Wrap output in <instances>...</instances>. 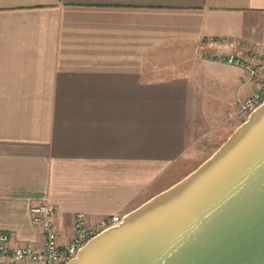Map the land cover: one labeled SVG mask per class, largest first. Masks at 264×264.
Instances as JSON below:
<instances>
[{"label": "crops", "instance_id": "1", "mask_svg": "<svg viewBox=\"0 0 264 264\" xmlns=\"http://www.w3.org/2000/svg\"><path fill=\"white\" fill-rule=\"evenodd\" d=\"M221 37L264 52V0H0V230L12 245L43 242L34 204L55 207L65 242L77 213L126 215L195 170L187 151L223 140L234 101L256 88L210 59Z\"/></svg>", "mask_w": 264, "mask_h": 264}, {"label": "water", "instance_id": "2", "mask_svg": "<svg viewBox=\"0 0 264 264\" xmlns=\"http://www.w3.org/2000/svg\"><path fill=\"white\" fill-rule=\"evenodd\" d=\"M65 264H264V103L195 170Z\"/></svg>", "mask_w": 264, "mask_h": 264}, {"label": "built area", "instance_id": "3", "mask_svg": "<svg viewBox=\"0 0 264 264\" xmlns=\"http://www.w3.org/2000/svg\"><path fill=\"white\" fill-rule=\"evenodd\" d=\"M220 43L225 51L212 54L219 60L243 67L251 78L256 79V88L248 95L238 97L236 115L247 119L249 115L264 103V52L234 38H210ZM33 221L39 225L44 235L41 244L25 243L12 245L10 235L0 230V264H65L75 258L80 249L93 237L121 223L124 214L100 218L91 222L85 213L79 212L74 219L75 234L68 241H61L55 222V207L48 203L31 206Z\"/></svg>", "mask_w": 264, "mask_h": 264}, {"label": "rangeland", "instance_id": "4", "mask_svg": "<svg viewBox=\"0 0 264 264\" xmlns=\"http://www.w3.org/2000/svg\"><path fill=\"white\" fill-rule=\"evenodd\" d=\"M210 59H217L215 56H210ZM222 61V60H221ZM225 62V61H223ZM227 63V62H225ZM229 64V63H228ZM236 110L233 113H228L225 122L229 123L231 128L229 131L226 132L224 135V139H218V141L214 142L212 140V144H214V147H205V146H199L200 143L196 144L195 147L189 149L187 151V157L185 158L186 161V170L190 169H196L203 161H205L209 156H211L219 147L220 145L232 134V132L245 120L238 118V116L235 114ZM204 145V144H203Z\"/></svg>", "mask_w": 264, "mask_h": 264}]
</instances>
